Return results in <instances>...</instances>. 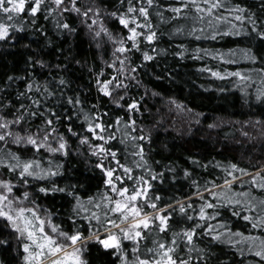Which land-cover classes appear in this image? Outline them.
<instances>
[{"label": "snow or ice", "instance_id": "6c2138e0", "mask_svg": "<svg viewBox=\"0 0 264 264\" xmlns=\"http://www.w3.org/2000/svg\"><path fill=\"white\" fill-rule=\"evenodd\" d=\"M40 14L51 19L62 35L77 33L70 22L74 17L89 30L97 50L103 53L105 45H110L109 59L102 54L101 66L90 71L97 92L124 115H113L101 104L85 108L79 93L67 94L71 85L64 76L49 73L51 78L44 80L7 76L10 83L0 87V222L12 230L22 248L23 264H89L85 257L91 242L115 255L119 264H209L210 249L201 246L204 237L237 247L241 256L245 254L241 245H246L249 253L260 258L256 264H264V235L254 234L264 230V196L254 194V190L264 193V164L250 171L235 162L217 161L215 167L224 173L220 183L216 177L200 178L194 170L184 168L183 177L194 190L165 203L155 186V181L163 182L164 174L155 170L153 164L158 162L150 163L146 150V144L152 143L151 132L139 122L146 110L145 99L159 94L149 93L146 87L139 97L130 93L133 85L141 84L137 73L144 62L169 51L159 47L162 35L216 40L247 33V23L252 33L264 38V20L233 0H109L107 4L103 0H0V41L15 40L16 33L35 26ZM169 24L173 25L170 31L162 33L161 26ZM224 24L228 28L222 32ZM175 48L179 50L172 54L180 59L210 57L229 65L237 63V55L253 63L261 59L250 48L190 49L185 43ZM137 53L139 64L134 62ZM27 60L49 68L43 59L29 56ZM52 67L59 72L66 66ZM200 71L222 81L235 78L233 87L245 95L257 73L255 69L222 70L207 65ZM258 74L264 85V68ZM17 80L24 81V90H18L13 99L8 89ZM255 99L264 104V87L256 88ZM169 103L184 108L172 98ZM76 120L82 123L76 124ZM241 123L259 126L264 136V120ZM240 133L250 138L243 126ZM73 138L78 141L75 149ZM73 151L96 158L94 167L102 180L91 195L82 196L75 185L60 186L54 181L63 176L64 158ZM189 159L201 168L208 167L195 157ZM168 171L175 173V166ZM37 193L71 197L70 227L56 222V214L39 202ZM228 209L231 217L226 220L222 210ZM232 218H242L245 229L234 230ZM7 243V239L0 240V244Z\"/></svg>", "mask_w": 264, "mask_h": 264}, {"label": "trees", "instance_id": "16d2710c", "mask_svg": "<svg viewBox=\"0 0 264 264\" xmlns=\"http://www.w3.org/2000/svg\"><path fill=\"white\" fill-rule=\"evenodd\" d=\"M99 2V0H98ZM109 3V0H103ZM246 6L257 14L259 20H264V0H233ZM77 27V33L73 35H62L55 30L51 19L45 20L43 14L37 17L35 26L28 27L24 32L16 33V39L8 42L0 41V87L10 82L8 75L31 77L34 79H50L52 76H64L71 85V91L79 93L85 99V108L89 104H101L113 115H124L122 110L116 109L110 100L102 97L97 92L94 82L93 67L99 68L102 64L101 55L109 59L111 47L105 45L103 53L97 50L95 42L92 41L89 30L79 23L74 17L70 19ZM183 22V21H182ZM200 25H197L199 27ZM115 28V24H109ZM173 25H162L160 31L167 33ZM247 33L241 35L221 36L216 40L203 39L196 41L192 37H169L162 35L159 47L168 48L167 54L158 56L153 61L144 62V66L138 70L137 78L141 80L139 87L133 85L130 93L134 97L143 95L145 87L149 93L155 91L159 95H149L145 101L144 116L139 117V122L144 124L145 130L151 132L152 143L146 144L150 163L157 172H162L163 182L155 181V186L164 197L165 203H170L171 198H179L190 194V181L183 177L184 168L194 170L200 178L219 177L224 173L215 167V162L223 164L228 162L238 163L241 167L254 171L255 167L264 164V136L260 135V128L242 125L241 122L249 119L264 120V104L255 99L256 88L264 87L260 83L258 70L264 68V38H258L251 32V26L245 23ZM43 28L44 31H39ZM227 24L221 26L220 31H226ZM50 41V43H49ZM180 43L188 44L190 49L200 47L205 49L227 50L229 48L252 49L260 60L253 63L242 59L239 55L235 57L237 63L234 65L221 64L218 61L206 57L202 60L194 59L189 55L180 59L172 54ZM27 46V47H26ZM139 53L136 54L135 63H141ZM43 59L48 63V69H42L34 65L27 58ZM76 61H80L79 64ZM65 65L66 67L57 72L54 65ZM216 68H228L235 70L255 69L257 73L253 77V86L245 95L238 88L233 87L235 78L219 80L207 72H201L203 66ZM114 71V70H112ZM24 90V81L17 80L8 89L9 95L14 99L17 91ZM169 98L184 105L177 109L174 104L169 103ZM71 111V106L65 105ZM191 109V111H188ZM203 113L202 116L197 115ZM75 119V118H74ZM199 120V123L196 121ZM76 124L82 121L76 120ZM211 124L217 127H209ZM244 127L250 138L241 135L240 129ZM63 130V129H62ZM78 141L72 139V147L76 148ZM118 147H123L117 145ZM123 155V152L121 153ZM189 157H195L201 163L207 164V168L194 165ZM95 157H89L87 153L77 154L73 151L64 158V174L62 177L54 178L60 186L72 184L77 187L80 194L91 195L101 186L102 176L94 167ZM175 166L176 172L168 171V167ZM175 175L176 179H173ZM195 178V177H193ZM39 187V185H36ZM237 187H239L237 185ZM257 197L264 196L259 190H254ZM39 202L45 207L51 208L56 214L55 220L67 229L70 227L68 215L70 214V201L63 193H50L47 197L37 193ZM199 203V201H196ZM224 219L231 217V209L222 210ZM85 223V222H81ZM175 226V225H174ZM235 229L244 230L246 222L242 218H232L231 224ZM251 231V229H248ZM87 234V233H85ZM254 234L264 235V230H255ZM8 240L7 244H0V262L2 264H23L22 248L12 234V230L0 222V240ZM239 239V238H236ZM210 237L201 240V246L210 249L209 264H256L259 257L249 253L246 245L244 256H241L237 247L226 243L211 241ZM89 264H119L115 255L108 254L100 245L91 242L87 245L86 257Z\"/></svg>", "mask_w": 264, "mask_h": 264}]
</instances>
